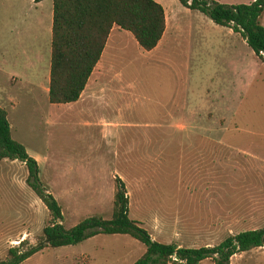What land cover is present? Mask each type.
Masks as SVG:
<instances>
[{
    "label": "rangeland",
    "instance_id": "rangeland-1",
    "mask_svg": "<svg viewBox=\"0 0 264 264\" xmlns=\"http://www.w3.org/2000/svg\"><path fill=\"white\" fill-rule=\"evenodd\" d=\"M51 13L52 0H0V104L63 226L110 218L117 175L128 216L156 241L211 246L264 227V67L243 38L191 11L190 27L153 60L131 33L113 28L82 101L53 104ZM189 130L221 131L219 166L199 172L183 161L179 136ZM27 173L19 160H0V259L21 240L35 244L50 222ZM144 251L130 235L100 233L20 264H132ZM229 263L264 264V245Z\"/></svg>",
    "mask_w": 264,
    "mask_h": 264
},
{
    "label": "trees",
    "instance_id": "trees-1",
    "mask_svg": "<svg viewBox=\"0 0 264 264\" xmlns=\"http://www.w3.org/2000/svg\"><path fill=\"white\" fill-rule=\"evenodd\" d=\"M39 2L41 0H33ZM184 7L206 15L217 25L238 33L264 67V0L226 4L216 0H178ZM128 31L145 51L153 49L164 32V9L155 0H52L48 101H76L100 59L113 28ZM23 162L26 184L42 201L50 222L35 244L21 240L8 248L0 264H20L45 247L74 245L97 234H127L145 246L132 264H199L210 258L214 264H230V258L264 245V227L228 235L216 245L182 247L152 239L139 222L128 216V198L123 180L114 176L113 208L110 218L88 216L65 228L61 208L42 184L38 164L10 131L7 111L0 106V160Z\"/></svg>",
    "mask_w": 264,
    "mask_h": 264
},
{
    "label": "crops",
    "instance_id": "crops-1",
    "mask_svg": "<svg viewBox=\"0 0 264 264\" xmlns=\"http://www.w3.org/2000/svg\"><path fill=\"white\" fill-rule=\"evenodd\" d=\"M155 1L161 4V6L164 9L165 28H164L162 37L158 41L157 45L153 49L146 51V53L153 60L160 58V55L163 52H166V50L169 49L171 45L176 43L181 32L185 33L186 29L190 27L189 23L185 20V18L186 16H188V13H190L191 11H196V10H190L181 4H180L181 6H178L177 8L171 7V5L169 4L167 5L166 0L165 1L155 0ZM217 1L228 3V4H238V3H250L253 0H217ZM196 12H199V11H196ZM51 16H52V13H51ZM51 25H52V17H51ZM113 28L117 29L118 27L114 25ZM102 55H103V51L93 71L95 70V68H97V65L99 64V61L101 60ZM188 64H189V61H188ZM188 64L185 63V68L188 67ZM93 71L91 74H93ZM47 74H48L47 84H49V73ZM89 80H90V77L88 78V81L83 91L81 92L79 98L74 102H70L69 104H77L82 101V99L87 94ZM46 89L48 90V85ZM2 90L4 89L0 88V91ZM82 106H85V105H82ZM179 137L187 140L186 144H183V147H181V155H182L183 161L186 160L188 166H192L191 168L195 166L199 172H203V168L205 167L208 168L205 170L210 171L211 167H214L215 165L219 166L221 164L222 135H221L220 130H217V131L215 130H189V131L183 132L182 134L180 133Z\"/></svg>",
    "mask_w": 264,
    "mask_h": 264
}]
</instances>
